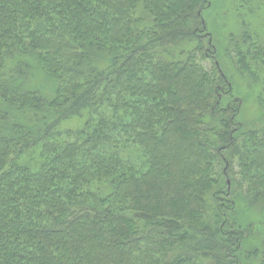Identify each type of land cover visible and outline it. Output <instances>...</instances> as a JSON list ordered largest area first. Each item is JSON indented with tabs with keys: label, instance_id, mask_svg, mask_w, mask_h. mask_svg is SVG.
Wrapping results in <instances>:
<instances>
[{
	"label": "trees",
	"instance_id": "obj_1",
	"mask_svg": "<svg viewBox=\"0 0 264 264\" xmlns=\"http://www.w3.org/2000/svg\"><path fill=\"white\" fill-rule=\"evenodd\" d=\"M214 1L0 0V264H264V29Z\"/></svg>",
	"mask_w": 264,
	"mask_h": 264
},
{
	"label": "rangeland",
	"instance_id": "obj_2",
	"mask_svg": "<svg viewBox=\"0 0 264 264\" xmlns=\"http://www.w3.org/2000/svg\"><path fill=\"white\" fill-rule=\"evenodd\" d=\"M216 2L219 3V5H215ZM235 3L236 2H233L232 0H215L214 4H213L214 5L213 8L210 11H206L205 20H206L209 28H211L213 25L217 24V20L222 15H224V17L226 18V21L224 22L223 26L221 25L222 24L221 20H219V25L222 26V32L218 33L215 36V38H216L215 41L217 42L219 50H222V48H224V42H223V40H221V37H224V35L226 36L228 34V30H230L234 26V24L232 25L231 23H233L235 21V18H236V20H237V18L239 20H242L243 16H244V18H246L247 21L249 20V21L253 22L255 24V26L258 27L259 33H261V31L264 29L263 28V26H264V11H263V13H260V11H258V12L253 13L252 15H250V14L245 15V13L243 11L244 6H241V7L237 8L238 10L236 9L237 11L234 12L233 8H234ZM241 5L249 6V3L248 2H241ZM255 6H257V3L255 4ZM226 7H228V8H226ZM225 9L227 11L229 9L228 13H226L227 11H224ZM239 10H240L241 14L239 13ZM263 10H264V8H263ZM216 29L219 30L217 27H216ZM223 54L224 53L222 51V53L220 55V60L223 61V64H224L226 71L229 74H231L232 70L229 68L230 67L229 63L225 60ZM232 75H233V73H232ZM240 75L242 77H244V78H238V81H240V85H239L240 87H237L238 89L236 90V93L242 99V107H241L242 113L240 115V118L242 120L251 119L252 117H250V116H257V114H258L255 110L254 104L256 102V94L259 92L260 88L257 87L256 85H254L253 87H251L249 85V76L247 75V73L240 72ZM245 78H247V79H245ZM239 88L242 92L239 91ZM252 211L248 207L246 216H248L249 213L253 214ZM256 211L261 213L260 209H256ZM246 216H244V217H246ZM253 216H254V214H253ZM262 225L264 226V221H262ZM262 225H261V223H259L258 227L262 228ZM257 230H259V229L257 228Z\"/></svg>",
	"mask_w": 264,
	"mask_h": 264
}]
</instances>
